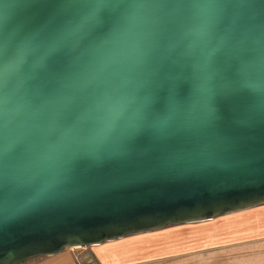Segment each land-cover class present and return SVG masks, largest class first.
<instances>
[{
  "label": "water",
  "instance_id": "95a60500",
  "mask_svg": "<svg viewBox=\"0 0 264 264\" xmlns=\"http://www.w3.org/2000/svg\"><path fill=\"white\" fill-rule=\"evenodd\" d=\"M264 205V0H0V264Z\"/></svg>",
  "mask_w": 264,
  "mask_h": 264
},
{
  "label": "rangeland",
  "instance_id": "374dc122",
  "mask_svg": "<svg viewBox=\"0 0 264 264\" xmlns=\"http://www.w3.org/2000/svg\"><path fill=\"white\" fill-rule=\"evenodd\" d=\"M260 210L264 207L246 214L169 226L142 237L146 246L156 244L155 250L163 249L155 264H264V212L258 213ZM93 247H79L84 264H98Z\"/></svg>",
  "mask_w": 264,
  "mask_h": 264
},
{
  "label": "crops",
  "instance_id": "0c3cea01",
  "mask_svg": "<svg viewBox=\"0 0 264 264\" xmlns=\"http://www.w3.org/2000/svg\"><path fill=\"white\" fill-rule=\"evenodd\" d=\"M262 207H264V205L236 213L246 214L251 210H255L257 208H262ZM263 212H264L263 210H260L258 213H263ZM232 214L234 213L223 216H230ZM253 214H257V213H255L254 211ZM223 216H219V218ZM162 230H158V231H162ZM145 234L148 233L129 235L127 237L120 238L118 240L108 241L102 244L93 245L94 246L92 249L93 256H95L98 264H148L149 261H151L150 264H155L156 262H159V259L156 257L161 254L159 252L163 251V249L155 250L154 247L158 248V246H155L156 244H151L150 246H146L145 238L142 237ZM79 252H83V251L79 250V248L66 249L65 251L59 254L46 256V257H39L24 264H84L81 258L79 257Z\"/></svg>",
  "mask_w": 264,
  "mask_h": 264
}]
</instances>
